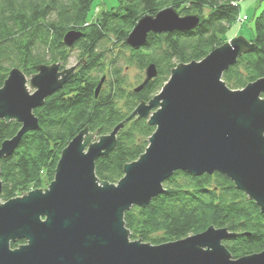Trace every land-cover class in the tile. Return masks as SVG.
<instances>
[{
  "label": "water",
  "instance_id": "1",
  "mask_svg": "<svg viewBox=\"0 0 264 264\" xmlns=\"http://www.w3.org/2000/svg\"><path fill=\"white\" fill-rule=\"evenodd\" d=\"M202 22L200 15L181 17L167 7L142 18L125 44L138 50L150 34L189 33ZM82 37V32L70 31L63 43L72 49ZM255 49L241 36L201 62L175 68L161 92L140 103L126 120L146 119L156 131L145 154L125 167L118 186L100 182L95 164L115 149L125 123L108 136L96 138L89 129L76 136L59 158L47 190L0 203V264H264V252L233 260L223 242L235 235L226 228L210 227L155 246L130 240L124 220L132 207L145 208L163 195V185L179 171L195 177L225 175L264 215V78L242 90H232L222 80L243 54ZM76 70H62L59 64L38 67L31 80L34 93L20 69L10 72L0 89V121L18 122L21 129L2 144L0 159L11 157L26 134L39 130L34 110L56 95ZM145 74L135 93L157 78L156 65L150 64ZM106 80L104 75L97 85L96 100ZM21 240L26 244L11 248Z\"/></svg>",
  "mask_w": 264,
  "mask_h": 264
},
{
  "label": "trees",
  "instance_id": "2",
  "mask_svg": "<svg viewBox=\"0 0 264 264\" xmlns=\"http://www.w3.org/2000/svg\"><path fill=\"white\" fill-rule=\"evenodd\" d=\"M96 1L104 0H0V89L15 68L28 78L37 75L40 66L59 64L66 70L71 49L63 43L64 37L70 31L83 33L75 45L81 50V62L73 78L34 110L39 130L26 134L11 157L0 159V199L5 202L49 187L63 151L85 129L103 137L125 123L115 149L95 164L100 182L117 185L125 176V167L145 154L156 131L146 119L126 120L140 103L151 102L161 92L175 68L201 62L226 43V33L240 18L243 0H114L115 7L99 17L91 16ZM167 7L182 17L200 15L203 22L189 33L150 34L138 50L125 44L142 18L156 16ZM254 23L250 41L256 49L243 54L223 75L232 90L264 78V11ZM110 43L129 51L126 65L144 71L155 64L157 78L139 93L134 91L143 81L131 91ZM104 75L107 80L96 100L95 90ZM20 129L18 122L0 121V149ZM163 186L164 194L147 207L135 206L125 213L130 240L156 246L215 227L234 233L224 242L234 259L264 252L260 207L225 175L194 177L179 171ZM24 244L21 240L10 246L18 249Z\"/></svg>",
  "mask_w": 264,
  "mask_h": 264
},
{
  "label": "rangeland",
  "instance_id": "3",
  "mask_svg": "<svg viewBox=\"0 0 264 264\" xmlns=\"http://www.w3.org/2000/svg\"><path fill=\"white\" fill-rule=\"evenodd\" d=\"M114 3H115L114 0L96 1L94 3L93 9H92L91 16H95V15L97 16L98 15V17H99L102 12H105L107 10L112 9L113 6L115 7V5L112 6V4H114ZM239 7H240L241 16H246V19H248L249 21H242V23L239 22L238 24L235 23L234 25H231L230 29L226 33L227 39H226L225 44L230 43L233 39L241 37V36L247 38L248 41L251 42L250 39H252L254 36L253 33H254V27H255V23H254L255 18L257 16H259L262 13V11H264V0H243V1H241V3H239ZM244 19L245 18H243V20ZM114 44L115 43H110V44H108V46L110 48H112L114 54L117 56L118 65L121 66L122 69L124 70L123 71L124 76L127 78L129 85H130V88H131L130 90L132 91L133 88H135L139 84V82H142L144 80L145 71H141L136 65H131V66L126 65L124 62V59H128L130 57L129 51L124 49L123 46H121L119 44H117L115 46H114ZM80 52H81V50L78 47H74L71 49V52H70L71 57L69 59V62L67 63V69L76 67L80 64V61H81V59H80L81 53ZM31 80H32V77L31 78L27 77L28 82H27L26 87L28 88L30 93H34L36 91V89L32 88ZM154 111H156V109ZM98 137L99 136H97L96 138H98ZM96 141L97 140L94 139L93 143H95ZM116 186H118V184ZM0 203L4 204L5 201L0 199ZM224 242H223V244H224ZM203 250H207V248H204ZM232 259L234 260L233 256H232ZM235 260H237V259H235Z\"/></svg>",
  "mask_w": 264,
  "mask_h": 264
},
{
  "label": "bare ground",
  "instance_id": "4",
  "mask_svg": "<svg viewBox=\"0 0 264 264\" xmlns=\"http://www.w3.org/2000/svg\"><path fill=\"white\" fill-rule=\"evenodd\" d=\"M168 8H170V7H168ZM166 9V8H165ZM164 10V9H163ZM180 15V14H179ZM182 17V16H181ZM179 33V32H178ZM164 34H168V33H164ZM161 35V34H160ZM145 71V70H144ZM145 77H146V74H145ZM144 80H145V78H144ZM143 80V81H144ZM143 83V82H142ZM264 96V95H263ZM261 98H262V96H261ZM262 99H264V97L262 98ZM148 103V102H147ZM137 109V108H136ZM98 136V135H97ZM100 137V136H99ZM49 188V187H48ZM47 188V189H48ZM47 189H45V190H47ZM36 190H41V189H36ZM45 190H43V191H45ZM33 191V190H32Z\"/></svg>",
  "mask_w": 264,
  "mask_h": 264
},
{
  "label": "built area",
  "instance_id": "5",
  "mask_svg": "<svg viewBox=\"0 0 264 264\" xmlns=\"http://www.w3.org/2000/svg\"><path fill=\"white\" fill-rule=\"evenodd\" d=\"M245 19L243 20V18L242 19H240L239 20V22H241L242 23V21H246L247 19H246V17H244Z\"/></svg>",
  "mask_w": 264,
  "mask_h": 264
},
{
  "label": "flooded vegetation",
  "instance_id": "6",
  "mask_svg": "<svg viewBox=\"0 0 264 264\" xmlns=\"http://www.w3.org/2000/svg\"><path fill=\"white\" fill-rule=\"evenodd\" d=\"M74 47H75V46H74ZM74 47H73V48H74Z\"/></svg>",
  "mask_w": 264,
  "mask_h": 264
}]
</instances>
